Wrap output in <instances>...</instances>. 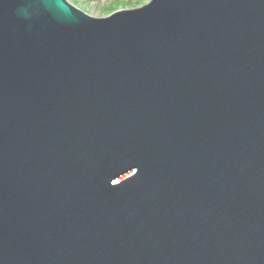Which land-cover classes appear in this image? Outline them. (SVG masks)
Returning a JSON list of instances; mask_svg holds the SVG:
<instances>
[{
	"label": "water",
	"instance_id": "obj_1",
	"mask_svg": "<svg viewBox=\"0 0 264 264\" xmlns=\"http://www.w3.org/2000/svg\"><path fill=\"white\" fill-rule=\"evenodd\" d=\"M0 264H264V0H0Z\"/></svg>",
	"mask_w": 264,
	"mask_h": 264
},
{
	"label": "rangeland",
	"instance_id": "obj_2",
	"mask_svg": "<svg viewBox=\"0 0 264 264\" xmlns=\"http://www.w3.org/2000/svg\"><path fill=\"white\" fill-rule=\"evenodd\" d=\"M91 17L102 18L118 10L140 8L151 0H66Z\"/></svg>",
	"mask_w": 264,
	"mask_h": 264
}]
</instances>
